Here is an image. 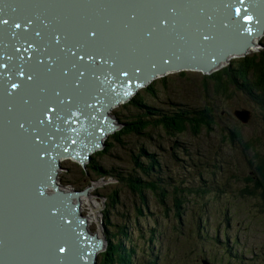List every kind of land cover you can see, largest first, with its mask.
Instances as JSON below:
<instances>
[{
    "label": "bare ground",
    "instance_id": "1",
    "mask_svg": "<svg viewBox=\"0 0 264 264\" xmlns=\"http://www.w3.org/2000/svg\"><path fill=\"white\" fill-rule=\"evenodd\" d=\"M12 3L25 6L21 8L20 19V36L24 38V42L42 41L45 44L56 46V48L59 47L56 56L51 57L58 82L53 83V85H44L47 81H44L45 72L43 69L41 67L33 69L31 80L35 86L41 89L43 95L41 103L36 107L37 116L34 111L29 112L28 121L20 122L14 130L5 125L7 120L3 121L5 129L0 127V203H2L3 208L9 206L7 203L12 195L20 197V206L49 196L54 192L52 185H50L54 173V184H56L54 187L61 185V183L58 184L57 171L60 163L69 161L65 159V151L54 153L53 156L50 153L46 155V147L40 144L44 138L39 137L38 134L44 136L56 134V138L49 139L50 143H56V141L63 143L65 140L60 138L64 134H71L74 139L68 142V149L81 148L80 152L85 157V162L83 164L78 163L76 156L68 159L76 160V163L84 166L90 159L89 155L97 149L99 150V145H102V143L97 145L96 139L99 138L101 142L107 134L113 132L103 135L105 132L93 131L96 126L99 130L102 129L105 125H98L104 121L101 119L112 118L110 114L113 107L128 102L138 89L131 92L125 100L116 104L113 102L114 100L111 101L112 105L101 103L98 96L105 89L115 87L117 91H125L121 88V83L113 84L116 81L114 77L98 75L99 68L103 66L102 71H106L112 66L120 68V64L116 65L114 61H110L108 56H114L117 61L118 59L129 58L131 59L130 62H138L146 53H149L150 58L158 59L159 55L162 57V50H168L171 57L179 55L175 61L182 64L185 60L183 54L192 53L193 50L200 54L201 50H208L202 45V36L200 37L198 34L199 28H203V33H207V38L210 41L213 38L212 33L215 31L217 41L214 49L216 51H223L225 47L220 36H225L227 32L217 29V17L214 20L216 21L213 23L214 25L207 26L210 29L201 26L203 23L201 21L202 15L206 10L219 8V0L206 2L204 0H1V4L4 5ZM246 8L248 10L250 6ZM222 10L225 11L224 14L226 15L227 6ZM230 10L231 8H229ZM247 10L244 9L243 12L245 13ZM126 16L129 17V21L126 20ZM2 19L3 16L0 14V21ZM258 21L260 23L252 25V33L256 32L254 27L264 25V18ZM241 26L242 22L237 25V27ZM262 34H264V27ZM139 35L145 36V39L141 38V42L138 40ZM151 38H154L152 42ZM224 38L229 40L228 37ZM259 38L251 37L252 47ZM129 40L134 50H131ZM18 45H21V42L13 43L11 49L18 47ZM21 47L15 51L21 50ZM252 47L247 49L248 52L246 50L236 55V58L252 51ZM100 51L109 53V55H105L103 59L98 58ZM210 53L208 52V55ZM30 55L28 54V56ZM90 55L93 60L88 58ZM80 56H83L84 59L80 60ZM231 57L234 56H227L211 71L220 68ZM108 62H111L109 63L110 66L105 65ZM3 66L5 67L0 66V77L21 76L27 80L26 86L29 84L28 77L30 75H26L22 66L6 60L3 61ZM179 71L196 70H174L165 74L172 75ZM123 72L127 73L126 70ZM202 73L204 74V72ZM155 77L157 75L152 80L156 79ZM32 82L30 83L31 88ZM93 86L95 88L90 92ZM9 91L13 93V97L8 98L11 99V104L19 103L21 106L23 95L11 87H9ZM33 98H29V103L32 102ZM102 104H105V108L102 107ZM100 113L105 114V116L100 115ZM21 118L23 117L21 116ZM42 119L45 123L40 124L39 121ZM12 121L11 119L10 124ZM112 125L116 130L117 127L114 122ZM93 133L98 134L95 136L92 135ZM35 142H40L41 146L36 147ZM33 146L41 152L36 153ZM93 147L96 149L91 150ZM69 152L70 150H68ZM87 152L88 154L85 155ZM11 168L13 171L9 170ZM7 178L10 189L5 191L2 185ZM35 179H40V181ZM28 182H34L32 198L25 196ZM61 191L78 193V191L71 190ZM82 195L84 194L70 198L73 203H78V210L85 203V198L83 199ZM18 206L16 203L11 204V208H18ZM33 210L36 219L41 217L38 214L39 211L43 213L39 221L50 216L46 226L37 236L21 243L20 251L17 250L16 244L0 239V264H83L82 254L74 258L75 252L81 251L83 248L76 240L72 228H68L66 234L62 235L58 234L62 228L54 227L53 219L62 214L55 212L51 206H38V210L34 208ZM93 215H90V218ZM4 229L5 231H14V228L8 225ZM100 239L102 238L100 237Z\"/></svg>",
    "mask_w": 264,
    "mask_h": 264
},
{
    "label": "trees",
    "instance_id": "2",
    "mask_svg": "<svg viewBox=\"0 0 264 264\" xmlns=\"http://www.w3.org/2000/svg\"><path fill=\"white\" fill-rule=\"evenodd\" d=\"M178 76L185 77V71L180 72ZM159 83L161 85L159 89H167L168 80L165 76ZM201 85V94L206 99L204 104L191 108L192 112L185 107L181 110H173L171 117L163 115L162 110L151 107L143 101L146 96L157 97L156 85L152 83L143 86L140 89L142 92H137L127 102V105L139 109L137 112L140 115L133 114L121 123V130L114 134V142L120 143L121 135L132 133L148 135L149 128H159L170 139L186 135L198 137L202 133L208 138L216 135L221 146L240 149L243 154V165L234 167L238 177L241 174L245 175L242 179L243 189L240 192L254 197L259 196L260 205L264 207V48L258 53L239 55L230 60L228 65L203 74ZM237 94L244 96L250 107L254 106L259 111L263 120L261 136L244 140L240 129L232 122L229 126L225 125L218 129V126L223 125L227 112L215 111L211 107L212 102L215 100L232 102ZM241 110L248 111L250 118L253 117L252 109L242 107L228 116L234 122L241 123L234 115L235 111ZM158 117L161 120H158ZM186 159L188 162L185 166L179 167L180 172L176 171L174 176L167 175L162 178L154 173L158 172L157 160L145 161L143 164L133 159L132 174L119 176L116 180L124 183L133 195L139 197L142 207H137L133 220L120 222L117 225L109 222L108 214L104 211L102 218L106 231L105 247L98 254L96 264H160L161 262L189 264L184 260L192 249L191 236L193 235L194 245H197L198 227L211 214L228 210V204L224 201L229 195L225 192L227 183L222 173L227 164L224 158L219 157L217 153L201 155L196 152L192 155L191 150H187ZM95 165L97 167L91 168L94 174L98 175L99 179H108L109 176L106 175L108 173L105 174L100 166L96 163ZM112 174L114 173L109 175ZM203 182H211L212 185ZM223 183L224 188L221 187ZM198 185L203 187L196 188ZM206 187L210 190L205 189ZM201 195L206 196L200 200L199 209L194 211L191 207L199 201ZM110 202L116 204V196H111ZM186 214L189 215L190 227H187L188 223L185 221ZM146 217L151 219L150 222L141 224ZM170 224H174L175 228L171 230ZM169 230L182 239L183 246L180 251L176 249L174 241L162 240L163 233ZM165 249L170 255L162 261Z\"/></svg>",
    "mask_w": 264,
    "mask_h": 264
},
{
    "label": "rangeland",
    "instance_id": "3",
    "mask_svg": "<svg viewBox=\"0 0 264 264\" xmlns=\"http://www.w3.org/2000/svg\"><path fill=\"white\" fill-rule=\"evenodd\" d=\"M252 46L250 45L248 48ZM252 48L253 50L249 54L258 53L259 50L264 48V34L260 36ZM234 58L236 56L228 58L226 63L222 64L220 68L228 65L229 60ZM180 72L182 71L172 75H157L156 79L148 83L156 85L158 89L157 97L151 98L146 96L143 101L151 107L162 110L163 115L168 117L172 116L173 110H181L185 107L192 112L191 108L204 104L206 99L201 94L203 73L199 70L185 71L186 76L180 77L178 76ZM164 76L168 80L167 89H159L161 87L159 82ZM140 89L137 92H142ZM158 99L161 101H158ZM212 103L211 107L215 111L227 112V117L223 119V125L218 126L219 130L225 125L229 126L232 122L240 129L244 140L261 136L263 128L262 117L254 106L250 107L248 100L244 96L237 94L232 102L215 100ZM240 107L254 111L253 117L245 125L234 122L228 116ZM138 110L132 105H127V102L113 107L110 117H112L111 119L117 128L102 139L101 148L89 155L90 159L84 166H80L79 162L76 163V160L75 162L68 159L72 157H66L65 159L69 161L60 163L57 171L58 184L61 183L60 190L86 191V194L82 195V198L86 200L84 199L85 203L79 209V215L87 221L86 229L103 240L102 249L96 253L94 263H97L98 254L105 247L104 237L106 231L102 218L104 211L108 214L109 222L112 225H117L120 222L133 220L137 207H142L139 203V197L133 195L124 183L116 180L119 176L125 177L132 174V169H134L133 159H137L138 162H143V164H145V161L157 160V163H155L158 167V172L154 173L158 174L161 178L167 175L172 177L176 171L180 172L179 167L187 164V150H191L192 155L196 152L201 155L217 153L219 157L227 161L222 173L225 176V183H227L225 192L229 195V198L224 201L228 204V210L221 211L218 214H211L210 217L205 218L203 226L198 227L200 238L197 245H194L193 235L191 236V241L193 242L191 245L192 249L184 261H188L189 264H199L200 257L206 256L209 259H213V261H210V264H264V207L260 205L261 199L259 196L254 197L240 192L243 189L242 179L245 178V175L241 174L238 177L234 172V167L238 168L243 165V154L240 149H230L227 146H221L216 135H211L208 138L204 133L198 137L186 135L185 137L170 139L159 128H149L147 131L148 135L144 136L135 133L125 136L121 135L120 143L114 142V134L121 130V123L133 114L140 115L137 112ZM157 119L161 120L160 117ZM95 163L102 168L104 173H108H105L109 176L108 179H99V176L94 174L91 168L97 167ZM111 173L114 174L109 175ZM203 183L212 185L211 182ZM202 187V185L196 186V188ZM221 187L224 188V183ZM205 189L210 190L209 187ZM113 195L116 196V204L110 202V197ZM206 195H201L199 201L193 204L191 209L194 211L198 210L200 200ZM237 195H240V197H236ZM90 215H93V217L90 218ZM185 216V221L188 223L187 227H190L191 224L188 221L189 215L186 214ZM150 220L147 217L143 218L141 224H146ZM169 228L172 230L175 228V225L170 224ZM223 233L227 234L226 249L232 256H237L235 260L228 261V258L222 254V246L210 241V238L215 236L222 242ZM162 240L165 242L174 241L178 251L183 246L182 239L175 236L170 230L167 233H163ZM257 251L262 253L263 257L260 258L258 256L260 258L258 259L259 261L250 259L251 253ZM169 255V251L165 249V256L162 258V261ZM242 259L247 260L248 263L243 262L244 260ZM205 264H208V261Z\"/></svg>",
    "mask_w": 264,
    "mask_h": 264
},
{
    "label": "water",
    "instance_id": "4",
    "mask_svg": "<svg viewBox=\"0 0 264 264\" xmlns=\"http://www.w3.org/2000/svg\"><path fill=\"white\" fill-rule=\"evenodd\" d=\"M204 1L206 2L208 0ZM226 1L219 0V8L210 11L206 10V12L202 15L201 21H203V23L201 24V26L210 29L207 26L212 25V23L216 22L214 21L215 18L218 17V15L222 12V8L226 6L227 14H222L220 16L221 18L224 16H230L229 8H231V10H233V7L239 8V10L237 11H232L233 21L230 22L231 24H233L231 25L232 30L229 33H226L225 36H220L222 37V42L225 44V47L228 48H225L222 52L221 50L216 51L214 49L215 42L217 41V34H214L215 31L212 33L213 38L210 41L207 38V33H203V28H199L198 34L200 37L202 34H206L204 35V37H202V45L207 47L208 50H201L200 54H197L196 50H193L192 53L183 54V59L185 60L182 64L177 63L175 61V59L179 55L171 57L168 54V50H162V57H160L159 55L158 59H152L149 57V53H146L138 62H130L131 59L129 58H122L118 59L117 61L114 56H108L110 58V61H114L116 65L120 64V68L112 66L110 67V69L102 71V68L104 67L103 66L99 68L98 75H110L114 77L116 81L113 84L121 83V88L125 89V91H117L115 87H109L108 89H105V91L99 94L98 99L101 100V103L112 105V100H114L113 102L115 104L125 100L127 96L131 94V92H135L137 89H140L143 86L147 85L155 75L165 74L169 71L183 69L200 70L201 72L208 73L214 66L224 61L227 56H236L246 51L247 48L251 45V37H259L262 34V29L264 25H261L260 27H254L256 28L255 33H252V25L257 24L259 22L258 20L261 21L264 18V16H261L262 14L260 13L264 12V0H256L257 3L253 0H247L245 2V6H241V2L238 0ZM249 6L250 8L247 10L246 7ZM255 6H260L261 11L259 12L258 9L255 8ZM23 7L25 6H21L20 4L17 5V3L4 5L1 4L0 0V14L3 16V19L0 21V66L5 67L3 66V61L6 60L15 63L18 66H22V69L26 73V75L29 74L30 76H32L34 72L33 69L41 67L45 72L44 81H47V83H44V85H53V83L58 82V79L56 77L57 75L55 74L54 65H52L51 57L53 55L56 56L59 47L56 48V46L45 44L42 41L37 42L31 40L24 42V38L20 36V28L15 27L16 24H20L21 27V8ZM244 9L247 10L245 13L243 12ZM236 13H240V15H244L246 17V20L242 22L241 27L236 26ZM37 17H39V15H37ZM207 17H209L210 21H207ZM126 20L129 21L128 16H126ZM3 21H7V24L3 23ZM139 36V41H142L141 38L145 39V36ZM224 37H228L229 40ZM153 39L154 38H151V42L153 41ZM245 41L246 45H244ZM15 42H21V45H18V47L11 49L13 43ZM10 43L11 46H9ZM232 45L235 46L230 47ZM20 46H22L21 50L15 51V49L20 48ZM129 46L131 50H134L130 40ZM208 52L211 53L208 55ZM28 54L31 55L28 56ZM105 55H109V53H105L104 51L98 52V58L101 57L103 59ZM209 61L211 62L209 63ZM109 63L111 62H108L105 65H109ZM124 70H126L127 73H124ZM26 82L27 80L21 76L15 77L14 75L11 77H0V127L2 129H5L3 125L4 120H7L5 125L14 130L16 129L15 127L20 124V122L28 121L27 116L29 112L34 111L37 116L36 107L42 101V91L39 87L35 86L32 80H30L27 86ZM31 82L33 84L32 88L30 87ZM12 84H16L17 87L14 88L15 91L23 95L21 106L19 103L11 104V99H8L13 97V93L9 91V87L12 88ZM94 88L95 87L93 86L90 92ZM31 97L34 98L32 102L29 103L28 100ZM102 105V107L105 108V104ZM102 114L103 113H100V115ZM234 115L243 125L247 124L250 119L249 113L246 110L235 111ZM21 116L23 118H21ZM103 116H105V114H103ZM11 119L13 120L12 124H10ZM101 120L104 121H101L98 125L105 126L100 130L96 126L93 132H105L103 134L105 135L115 130V127L112 125L113 121L111 118H103ZM97 134L98 133H93L92 135L97 136ZM38 135L39 137L42 136L44 138L42 140V143H39L46 147V155L50 153L51 156H53L54 153L61 151L68 152V150H70L71 153H67L68 155L64 154V156L66 155V157L72 158L76 156L75 158H77L79 163L83 164L85 162V157H83L82 152H80L81 148L75 147L73 150L68 149V142H71L74 139L71 134H64V136L60 138L62 140H65V142L63 143L59 141H56V143H50L49 139L56 138V134H51L50 136H44L40 134ZM96 142H98L97 145L101 143L99 138L96 139ZM39 143L35 142V146L40 147L41 145ZM101 146L102 145H99L100 148ZM36 147L33 146L34 151L36 153L41 152ZM95 149L96 147H93L91 150ZM87 154L88 152L85 153V155ZM51 156H49L50 159H52ZM9 170L13 171V168ZM16 174H18V172H16ZM54 175L52 176L50 181V185H52L54 192L51 193L49 196L44 197L38 201H33V203L24 206H20V197H14L13 195L9 198V202L7 203V205H9L8 207L3 208L2 203H0V239L16 244L17 250H19L21 243H24L31 237L33 238L34 236H37L39 233H41L50 218L49 216L43 221H39L41 220L43 213L39 211L38 214L41 217L39 219H36L35 211L33 210V208L38 210V206H51L53 207V210L55 212L62 214L60 217L53 219L54 227L57 226L59 229L62 228V231H60V233L58 234L65 235L66 230L68 228H72L75 233L76 240H78V242L82 245L83 249L81 251L77 250L74 254V258H76L79 254H82L83 264H95L94 262L96 258V253L102 249L101 245L103 244V240H99V238H97L95 234H91L86 229L87 221L84 217L79 215L78 203H73L70 199L71 197H77L81 194H86V191L78 193H64L60 190L59 187H54V185H56L54 184ZM35 180L40 181V179ZM33 184L34 182H28L27 192L25 194L26 197L32 198L31 193L33 191ZM2 188L5 191L7 189H10L8 178L2 185ZM11 193H13V191H11ZM12 203L18 204V208H11ZM7 225L14 228V231H5L4 227ZM64 226L65 228H63Z\"/></svg>",
    "mask_w": 264,
    "mask_h": 264
},
{
    "label": "snow or ice",
    "instance_id": "5",
    "mask_svg": "<svg viewBox=\"0 0 264 264\" xmlns=\"http://www.w3.org/2000/svg\"><path fill=\"white\" fill-rule=\"evenodd\" d=\"M3 23L7 24V21H3ZM15 27H16V28H20V24H16ZM37 35H39V33H37ZM57 40H59V37H57ZM26 51H27V49H26ZM73 55H75V54L73 53ZM88 58H89L90 60H93V57H92L91 55H90ZM79 59H80V60H83L84 57H83V56H80ZM21 75H23V72H21ZM81 75H83V73H81ZM28 79L31 80L32 77L29 76ZM16 87H17L16 84H12V88H16ZM39 123H40V124H43V123H45V121L42 119V120L39 121ZM21 127H23V125H21ZM61 251H63V249H61Z\"/></svg>",
    "mask_w": 264,
    "mask_h": 264
}]
</instances>
